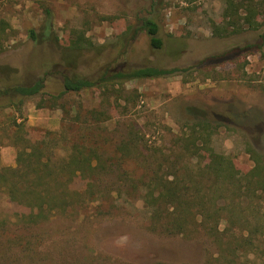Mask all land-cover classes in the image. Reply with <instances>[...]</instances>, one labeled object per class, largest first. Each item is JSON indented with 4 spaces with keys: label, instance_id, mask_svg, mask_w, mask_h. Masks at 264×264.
I'll list each match as a JSON object with an SVG mask.
<instances>
[{
    "label": "rangeland",
    "instance_id": "374dc122",
    "mask_svg": "<svg viewBox=\"0 0 264 264\" xmlns=\"http://www.w3.org/2000/svg\"><path fill=\"white\" fill-rule=\"evenodd\" d=\"M224 6V0H0V86L44 82L20 104L0 106V168L15 164L13 134L21 130L25 139L42 140L57 164L85 135L117 170L92 188L68 180L85 193L83 204L74 196L66 210L26 227H20L26 211L0 191V264H203L216 252L198 226L162 234L139 194L117 185L119 168H145L139 152L154 155L146 163L151 169L160 150L172 159L187 121L216 124L211 147L229 155L239 172L252 165L248 146L264 154V14L257 29L225 34ZM144 17L158 25L159 48L139 29ZM75 44L79 50L70 53ZM141 66L178 70L57 96L62 72L97 79Z\"/></svg>",
    "mask_w": 264,
    "mask_h": 264
},
{
    "label": "trees",
    "instance_id": "16d2710c",
    "mask_svg": "<svg viewBox=\"0 0 264 264\" xmlns=\"http://www.w3.org/2000/svg\"><path fill=\"white\" fill-rule=\"evenodd\" d=\"M224 3L225 34L259 27L257 18L264 14V0H224ZM45 14L49 15L48 9ZM140 22L139 29L147 33L150 45L159 48L162 41L158 37L156 22L148 17ZM137 30H133L131 39ZM30 37L37 38L33 30H30ZM74 46L70 53L79 50V44ZM66 60L72 61L71 58ZM177 70L141 66L117 72L111 77L106 71L97 79L66 71L61 73L63 89L57 96L106 86L113 83V78L124 81L157 78L172 75ZM43 88L42 78L30 84L2 85L0 106L20 104ZM88 112L91 114L93 110ZM184 125L187 131L175 139L173 158L160 150L161 161L156 169H151L146 163L154 155L139 152L137 159L145 168L140 171L119 168L118 191H136L149 212L150 222L162 234L184 235L198 226L216 247V252L203 264H264V154L248 146L246 153L252 165L239 172L229 155L217 153L211 147L212 135L218 131L216 124L192 120ZM13 138L15 164L0 168V191L10 202L26 211L20 214V227L49 219L53 212L71 206L72 197L85 194L71 189L68 180L72 183L79 180L83 186L88 184L92 188L100 175L117 171L111 164L115 159H104L97 148L87 144L85 135L72 142L65 156L59 157L58 164L47 155L48 149L42 140L25 139L21 130L16 131ZM123 148L129 150L127 144ZM106 160L110 162L108 165ZM165 163L167 172H162ZM63 176L66 182L62 181ZM105 194L109 196L108 191ZM81 199L80 205L84 202ZM4 225L0 220V229Z\"/></svg>",
    "mask_w": 264,
    "mask_h": 264
}]
</instances>
